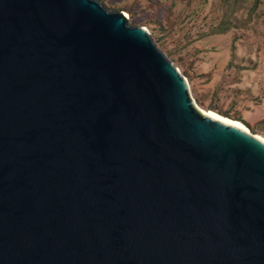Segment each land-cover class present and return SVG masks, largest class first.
Segmentation results:
<instances>
[{
	"label": "water",
	"instance_id": "water-1",
	"mask_svg": "<svg viewBox=\"0 0 264 264\" xmlns=\"http://www.w3.org/2000/svg\"><path fill=\"white\" fill-rule=\"evenodd\" d=\"M0 264H264V141L98 0H0Z\"/></svg>",
	"mask_w": 264,
	"mask_h": 264
},
{
	"label": "rangeland",
	"instance_id": "rangeland-1",
	"mask_svg": "<svg viewBox=\"0 0 264 264\" xmlns=\"http://www.w3.org/2000/svg\"><path fill=\"white\" fill-rule=\"evenodd\" d=\"M148 30L194 105L264 141V0H98Z\"/></svg>",
	"mask_w": 264,
	"mask_h": 264
},
{
	"label": "bare ground",
	"instance_id": "bare-ground-1",
	"mask_svg": "<svg viewBox=\"0 0 264 264\" xmlns=\"http://www.w3.org/2000/svg\"><path fill=\"white\" fill-rule=\"evenodd\" d=\"M208 115H214V116H216V117H218V118H220V119H222V120H224V121H226V122H228V123H230V124H233V125H236V126H239V127H241V128H245L242 124H240L239 122H236V121H233V120H230V119H227V118H224V117H222V116H220V115H218V114H216V113H213V112H206Z\"/></svg>",
	"mask_w": 264,
	"mask_h": 264
}]
</instances>
